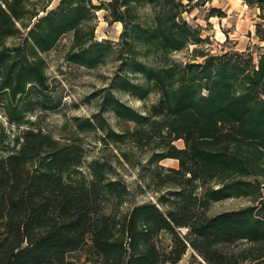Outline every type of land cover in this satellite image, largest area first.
Returning <instances> with one entry per match:
<instances>
[{
  "label": "trees",
  "instance_id": "16d2710c",
  "mask_svg": "<svg viewBox=\"0 0 264 264\" xmlns=\"http://www.w3.org/2000/svg\"><path fill=\"white\" fill-rule=\"evenodd\" d=\"M186 1L59 0L47 9V0H0V264L175 263L188 246L203 260L195 264H238L224 245L264 244V47L257 62L249 51L172 60L170 53L201 40L182 17L192 0ZM243 1L264 19V0ZM143 7L150 8L149 19L138 14ZM98 9L122 23L115 50L111 40H94L88 26ZM68 32L67 61L86 68L111 54L118 61L110 84L90 95L99 96L98 110L78 130H101L113 142L126 135L137 144L154 141L152 161L177 159L178 168L168 169L177 178L165 180L176 189L158 197L165 211L146 202L126 213L106 212L105 201L120 204L124 190L107 178L105 164L92 161L88 180L80 170L82 148L60 142L31 118L57 107L42 53ZM256 32L264 40V31ZM10 38L18 41L8 44ZM114 91L159 97L141 113ZM107 111L136 127L116 132ZM7 126L21 130L12 134ZM177 139L183 148L172 144ZM234 197L254 204L207 214L211 203ZM161 232L170 236L169 249L157 243Z\"/></svg>",
  "mask_w": 264,
  "mask_h": 264
},
{
  "label": "rangeland",
  "instance_id": "374dc122",
  "mask_svg": "<svg viewBox=\"0 0 264 264\" xmlns=\"http://www.w3.org/2000/svg\"><path fill=\"white\" fill-rule=\"evenodd\" d=\"M47 1V9H51L57 5L59 0ZM104 1L107 0H92L94 4ZM138 14L141 18L149 19L150 8H140ZM182 17L198 30L201 40L198 43H189L183 49L170 53L172 60L179 63L201 62L211 54L249 51L254 62H257L258 54L264 47V42H262L264 40H260L256 32L258 27L264 31V19L257 6L248 5L243 0H192L187 6V11L182 13ZM88 26L93 28L94 40H111L113 49L117 48L116 43L119 40L122 23L113 21L108 11L94 10L93 18ZM17 41L18 38H10L7 43L13 44ZM72 41V33L68 32L59 38L51 50L42 53L46 62L48 92L58 104L55 110L42 111L38 113V118L35 116L31 118L44 132L60 142L74 143L82 148L83 163L80 170L88 180L94 178L88 167L92 161L97 160L105 164L107 178L118 181L124 190L120 204L115 200L105 201L104 210L106 212L126 213L133 205L146 202L155 203L159 209L165 211L167 205L159 202L158 197L176 189L172 183L165 180L168 179V175L177 178L168 170L178 168L177 159L167 157L158 162L152 161V152L158 149L154 141L146 145L137 144L129 135H126L123 141L113 142L109 139L103 140L104 134L101 130H78L76 124L91 117L98 110L99 96L90 97V95L110 84L117 71L118 61L115 60L114 54H111L94 68L71 63L65 59V54ZM129 76L134 81L142 80L138 76ZM114 94L141 113H145L148 106L155 103L159 97L157 93H151L146 99L139 100L122 91H114ZM105 118L110 128L118 133L126 134L128 130L136 127L133 122L120 120L109 111L105 112ZM0 120L5 119L0 116ZM8 129L12 134L21 130L14 126ZM172 144L178 148L184 146L181 139L174 140ZM197 190L199 192L201 188ZM253 204L254 202L248 197L227 198L211 203L207 214L212 216ZM178 231L183 235L186 229L178 228ZM157 243L162 249H169L171 245L169 234L161 232ZM224 248L238 255V264H257L258 262L264 264V261H261L264 256L255 259L264 254V244L254 245L246 240H239L224 245ZM83 253V251L76 252V259L83 260ZM197 261L203 262L196 251L188 246L178 262L162 264H195Z\"/></svg>",
  "mask_w": 264,
  "mask_h": 264
},
{
  "label": "crops",
  "instance_id": "0c3cea01",
  "mask_svg": "<svg viewBox=\"0 0 264 264\" xmlns=\"http://www.w3.org/2000/svg\"><path fill=\"white\" fill-rule=\"evenodd\" d=\"M262 42H264V41H262Z\"/></svg>",
  "mask_w": 264,
  "mask_h": 264
}]
</instances>
